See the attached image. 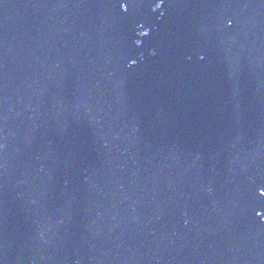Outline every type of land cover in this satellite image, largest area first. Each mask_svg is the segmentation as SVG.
I'll list each match as a JSON object with an SVG mask.
<instances>
[{
  "label": "water",
  "instance_id": "95a60500",
  "mask_svg": "<svg viewBox=\"0 0 264 264\" xmlns=\"http://www.w3.org/2000/svg\"><path fill=\"white\" fill-rule=\"evenodd\" d=\"M0 264H264V0H0Z\"/></svg>",
  "mask_w": 264,
  "mask_h": 264
}]
</instances>
